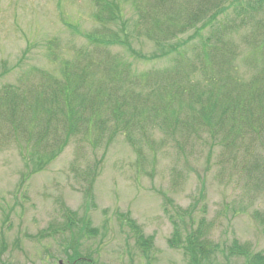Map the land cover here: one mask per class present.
Returning a JSON list of instances; mask_svg holds the SVG:
<instances>
[{
  "label": "rangeland",
  "instance_id": "rangeland-1",
  "mask_svg": "<svg viewBox=\"0 0 264 264\" xmlns=\"http://www.w3.org/2000/svg\"><path fill=\"white\" fill-rule=\"evenodd\" d=\"M120 3L127 23L111 51L137 71L166 65L165 58H151L152 41L133 35L136 14ZM95 10L92 0H0V88L34 68L59 76L61 63L99 27ZM110 27L121 30L119 23ZM247 30L233 34L242 49ZM21 147L0 140V264H64L74 253L89 264H250L251 255H227L233 242L264 253V233L253 217L264 211V193L232 160L223 162L209 140L189 147L185 157L168 143L147 151L138 165L122 135L107 148L74 138L33 172ZM196 228L209 247L218 245L204 256L195 250L197 260L186 242Z\"/></svg>",
  "mask_w": 264,
  "mask_h": 264
},
{
  "label": "trees",
  "instance_id": "trees-1",
  "mask_svg": "<svg viewBox=\"0 0 264 264\" xmlns=\"http://www.w3.org/2000/svg\"><path fill=\"white\" fill-rule=\"evenodd\" d=\"M92 2L99 27L87 45L61 63L59 76L34 68L17 84L0 88V140L22 144L31 172L56 159L74 138L107 148L122 135L138 165L146 153L168 143L185 157L189 147L209 140L223 162L232 160L242 177L264 193V0ZM120 2L136 14L133 35L152 41L151 58H165L166 65L137 71L111 51L122 43L127 23ZM112 23L121 30H111ZM245 26L242 49L233 34ZM129 52L137 55L132 48ZM253 217L264 233V211ZM175 237L181 235L176 231ZM203 238L197 228L187 236L195 260V250L204 256L218 249ZM227 250L229 256L251 255L250 264H264V253L250 254L236 242ZM64 264L89 261L74 253Z\"/></svg>",
  "mask_w": 264,
  "mask_h": 264
}]
</instances>
